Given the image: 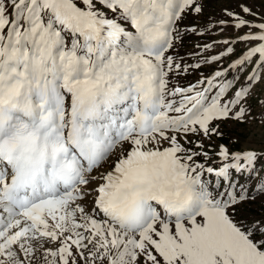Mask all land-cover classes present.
<instances>
[{"label":"snow or ice","instance_id":"snow-or-ice-1","mask_svg":"<svg viewBox=\"0 0 264 264\" xmlns=\"http://www.w3.org/2000/svg\"><path fill=\"white\" fill-rule=\"evenodd\" d=\"M216 2L0 0V264H264V0Z\"/></svg>","mask_w":264,"mask_h":264},{"label":"rangeland","instance_id":"rangeland-1","mask_svg":"<svg viewBox=\"0 0 264 264\" xmlns=\"http://www.w3.org/2000/svg\"><path fill=\"white\" fill-rule=\"evenodd\" d=\"M221 4L217 3L216 0H211V11L212 12H218ZM189 48L191 47V40L188 42L187 45Z\"/></svg>","mask_w":264,"mask_h":264}]
</instances>
